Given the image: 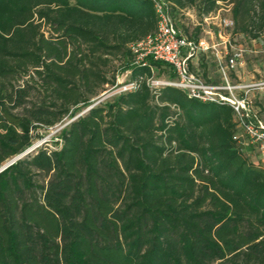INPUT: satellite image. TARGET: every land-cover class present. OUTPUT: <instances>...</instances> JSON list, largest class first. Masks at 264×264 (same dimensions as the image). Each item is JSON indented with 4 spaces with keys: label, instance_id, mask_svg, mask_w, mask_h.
<instances>
[{
    "label": "trees",
    "instance_id": "16d2710c",
    "mask_svg": "<svg viewBox=\"0 0 264 264\" xmlns=\"http://www.w3.org/2000/svg\"><path fill=\"white\" fill-rule=\"evenodd\" d=\"M167 2L190 38L222 3L233 32L264 35V0ZM157 24L151 0H0V167L69 120L0 171V264H264V164L232 106L150 86L175 72L129 44ZM127 71L138 86L99 101Z\"/></svg>",
    "mask_w": 264,
    "mask_h": 264
},
{
    "label": "built area",
    "instance_id": "2783aa9c",
    "mask_svg": "<svg viewBox=\"0 0 264 264\" xmlns=\"http://www.w3.org/2000/svg\"><path fill=\"white\" fill-rule=\"evenodd\" d=\"M151 1L157 14V28L155 32L129 44L134 54L133 62L138 65H150L149 59L162 61L172 67L175 78H153L148 81L150 86H175L186 92L189 97L232 106L239 128L235 135L237 142L243 150L247 145L256 148L264 159V119L259 117L248 96L249 86L231 84L227 76V72L235 69L243 57V50L232 45L230 33L227 32L234 26L233 18L220 17L219 28L206 30L207 36L202 35L196 40L181 33L167 0ZM204 18L208 21L213 17L211 14ZM210 52L216 54L218 59L224 58V61L219 60L223 82L209 83L191 70L189 61L193 57ZM118 77L119 75L117 82L110 88L112 94L126 93L138 86L137 80L121 81Z\"/></svg>",
    "mask_w": 264,
    "mask_h": 264
},
{
    "label": "rangeland",
    "instance_id": "374dc122",
    "mask_svg": "<svg viewBox=\"0 0 264 264\" xmlns=\"http://www.w3.org/2000/svg\"><path fill=\"white\" fill-rule=\"evenodd\" d=\"M231 3L221 4L219 9L212 14V19L208 21H202V33L207 36L206 30H214L219 28L221 18H232L231 17ZM221 17V18H220ZM180 19V20H179ZM179 21L182 25L186 26L190 32L195 30V27L201 23V19L196 16L194 9H185L183 16H179ZM182 31V27H179ZM227 31V30H226ZM230 33V40L233 46L241 48L243 50V57L239 61L238 66L235 69H231L227 72L228 79L231 84L248 85V96L254 106L255 111L259 117L264 119V35L257 40L248 37L245 34L233 32L232 29L227 31ZM183 33V32H182ZM218 40H220L218 38ZM221 47V46H220ZM222 48V47H221ZM219 60L224 61V58L218 59L216 54L214 55H200L193 59L194 66L199 70V74L203 72V68L200 66L201 61L209 62L208 77H203L209 83L219 79L220 82L224 81V76L219 66ZM121 81H128L129 72L120 73L118 77ZM156 79H166L164 75L155 77ZM260 84V85H257ZM111 87L108 90L102 92L100 100L112 98ZM238 91V90H237ZM241 94L240 91H238ZM86 109V108H85ZM85 111V110H84ZM83 111V112H84ZM69 122L65 119L63 122L56 123L55 126L46 128L44 126L38 127L34 130V143L31 146L48 145L55 146L53 141H56L59 137L61 130ZM30 146V147H31ZM246 156L249 157L254 163L264 164V159L259 150L247 145Z\"/></svg>",
    "mask_w": 264,
    "mask_h": 264
},
{
    "label": "water",
    "instance_id": "95a60500",
    "mask_svg": "<svg viewBox=\"0 0 264 264\" xmlns=\"http://www.w3.org/2000/svg\"><path fill=\"white\" fill-rule=\"evenodd\" d=\"M99 101H100V99H99ZM99 101H97L96 103H98ZM96 103H94V104H96ZM94 104H93V105H94ZM93 105H91V106H93ZM91 106L87 107V108L85 109V111H87ZM85 111L82 112V113H80V114L85 113ZM80 114H79V115H80ZM79 115H78V116H79ZM75 117H77V116H75ZM75 117H74V118H75ZM34 148H35V146H31V147L27 148L26 151H24V152L18 154V155L15 156L12 160H10V161L6 162L5 164H3V165L0 167V171H2L4 168L10 166L11 164H13V162H15L16 160H18V159L22 158L23 156H25V154H27L28 151H30V150H32V149H34Z\"/></svg>",
    "mask_w": 264,
    "mask_h": 264
}]
</instances>
